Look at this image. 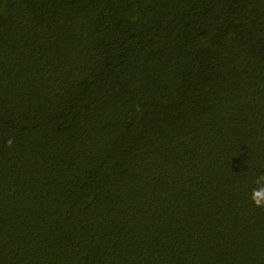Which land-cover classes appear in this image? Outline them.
Here are the masks:
<instances>
[{
    "label": "trees",
    "instance_id": "1",
    "mask_svg": "<svg viewBox=\"0 0 264 264\" xmlns=\"http://www.w3.org/2000/svg\"><path fill=\"white\" fill-rule=\"evenodd\" d=\"M259 175L264 0H0V264H264Z\"/></svg>",
    "mask_w": 264,
    "mask_h": 264
},
{
    "label": "clouds",
    "instance_id": "2",
    "mask_svg": "<svg viewBox=\"0 0 264 264\" xmlns=\"http://www.w3.org/2000/svg\"><path fill=\"white\" fill-rule=\"evenodd\" d=\"M254 183L256 186L251 190L249 199L255 207L264 209V175L257 176Z\"/></svg>",
    "mask_w": 264,
    "mask_h": 264
}]
</instances>
